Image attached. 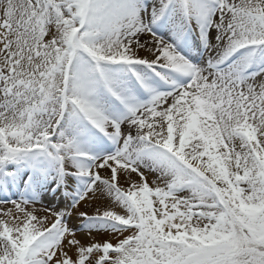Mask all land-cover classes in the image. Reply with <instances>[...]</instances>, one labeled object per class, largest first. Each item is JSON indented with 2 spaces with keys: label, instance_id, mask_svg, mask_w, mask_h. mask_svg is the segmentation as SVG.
<instances>
[{
  "label": "snow or ice",
  "instance_id": "obj_1",
  "mask_svg": "<svg viewBox=\"0 0 264 264\" xmlns=\"http://www.w3.org/2000/svg\"><path fill=\"white\" fill-rule=\"evenodd\" d=\"M0 264H264V0H0Z\"/></svg>",
  "mask_w": 264,
  "mask_h": 264
}]
</instances>
